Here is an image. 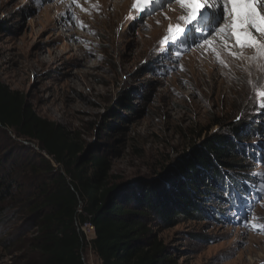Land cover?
Segmentation results:
<instances>
[{"label": "rangeland", "instance_id": "obj_1", "mask_svg": "<svg viewBox=\"0 0 264 264\" xmlns=\"http://www.w3.org/2000/svg\"><path fill=\"white\" fill-rule=\"evenodd\" d=\"M133 3L0 0V82L23 95L38 117L72 133L82 155L101 156L108 183L123 186L125 194L167 184L178 161L204 139L228 134L240 122L257 127L258 137L246 143L257 148L250 150L254 160L243 159L248 164L239 170L254 182L246 202L232 207L229 193H217L204 202L201 216L173 228L154 222L150 229L176 264H264V200L250 216L245 211L264 181L250 175L264 171L256 163L264 159V110L249 99L256 80H264L258 67L264 60H233L217 36L213 47L228 67L199 47L181 49L178 64L170 63L161 41L169 24L189 27L178 19L186 11L172 4L141 25L129 18L139 16ZM38 155L46 156L37 142L0 127V160L8 170L0 176L16 186L0 206V264H40V219L31 209L40 206L49 177ZM82 258L100 264L89 245Z\"/></svg>", "mask_w": 264, "mask_h": 264}, {"label": "trees", "instance_id": "obj_2", "mask_svg": "<svg viewBox=\"0 0 264 264\" xmlns=\"http://www.w3.org/2000/svg\"><path fill=\"white\" fill-rule=\"evenodd\" d=\"M0 127L26 143L37 142L46 155L38 159L49 183L41 188L40 206L31 209L40 219L35 244L40 264H84L87 245L100 264H176L151 232L152 224L173 228L197 218L205 213L204 202L217 193H229L232 207L242 205L254 183L239 170L248 164L243 159L254 160L250 150L257 148L246 143L258 137V129L243 122L194 146L175 165L167 184L159 181L128 194L123 186L108 183L101 156L82 155L72 133L38 117L23 95L1 82ZM4 165L0 160V172L6 174ZM15 188L0 176V206ZM85 223L94 228L90 242L77 229Z\"/></svg>", "mask_w": 264, "mask_h": 264}, {"label": "snow or ice", "instance_id": "obj_3", "mask_svg": "<svg viewBox=\"0 0 264 264\" xmlns=\"http://www.w3.org/2000/svg\"><path fill=\"white\" fill-rule=\"evenodd\" d=\"M46 2L52 3L54 0H46ZM172 4L179 5L182 10L186 11L187 15H181L178 19L189 27L169 24L167 34L161 41L165 49L161 55H166L170 63L178 64L182 55L181 49L189 51L197 47L205 51L211 49L216 54L219 63L225 67L229 65L220 58L221 51H227L235 61L264 60V7H262L264 0H134L133 9L139 13V16L129 18L139 19L140 24L143 25L145 18L157 13H165V9L171 8ZM165 19H169L166 14ZM217 36L222 37L219 42L221 51L213 47ZM245 48L254 50L256 55L245 56L243 51L231 50ZM173 55L176 57L175 61L172 60ZM258 67L264 71V63ZM247 71L250 76V68ZM246 82L253 85L250 79ZM253 86L257 90L249 99L253 100L254 108L264 110V80L257 79ZM242 115H244L243 112L236 116L235 120L238 122ZM256 163L264 168V159ZM250 175L254 178H264V171L257 172L253 169ZM253 190L259 191L261 195L258 199L247 202L245 211L249 216L256 204L264 200V181L257 183ZM230 211H232L231 208ZM242 226L247 227L248 224L245 223ZM252 227L257 226L252 225Z\"/></svg>", "mask_w": 264, "mask_h": 264}, {"label": "built area", "instance_id": "obj_4", "mask_svg": "<svg viewBox=\"0 0 264 264\" xmlns=\"http://www.w3.org/2000/svg\"><path fill=\"white\" fill-rule=\"evenodd\" d=\"M78 231H80L83 236L85 237L86 241L88 240L89 242L94 239V228L91 224L85 223L82 225H79L77 227Z\"/></svg>", "mask_w": 264, "mask_h": 264}, {"label": "bare ground", "instance_id": "obj_5", "mask_svg": "<svg viewBox=\"0 0 264 264\" xmlns=\"http://www.w3.org/2000/svg\"><path fill=\"white\" fill-rule=\"evenodd\" d=\"M106 3V2H105ZM262 7H264V5H262Z\"/></svg>", "mask_w": 264, "mask_h": 264}]
</instances>
